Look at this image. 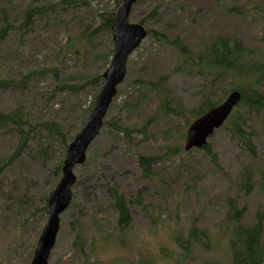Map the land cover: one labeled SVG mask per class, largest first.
I'll list each match as a JSON object with an SVG mask.
<instances>
[{"label":"rangeland","instance_id":"1","mask_svg":"<svg viewBox=\"0 0 264 264\" xmlns=\"http://www.w3.org/2000/svg\"><path fill=\"white\" fill-rule=\"evenodd\" d=\"M44 1V15L34 16L22 34L17 28L32 1L0 0V29L12 27L0 47V79L16 83L0 90V113L21 117L19 125L0 124V264H31L48 215L40 209L41 194L55 189L59 176L54 171L65 143L74 140L95 105L104 84L96 79L109 67L114 48L112 31L102 25L123 3ZM263 10L260 0H137L129 21H143L167 42L181 38L195 52L210 38H240L264 61ZM182 62L178 51L150 35L131 55L105 122L129 129L135 125L146 133L127 137L103 127L87 158L95 150L98 156L82 172L80 167L74 171L80 182L60 216L49 264H175L167 257L173 248L168 221L206 230L215 242L209 256L227 260L229 243L219 229L229 216V200L238 209L246 206L243 225L264 219V111L244 116L246 130L255 137L254 155L226 127L209 139L216 163L198 149L174 155V147L184 145L189 125L184 129L185 122L163 106L190 109L211 92L213 100L223 97V102L231 88L230 80L211 87L210 81L185 72L191 70L182 69ZM164 77L160 88L141 84ZM49 122L61 125L65 142L51 139L43 127ZM140 157L157 159L149 179ZM249 177L251 193L245 197L242 185ZM110 188L118 189L130 208L129 234L117 229Z\"/></svg>","mask_w":264,"mask_h":264},{"label":"trees","instance_id":"2","mask_svg":"<svg viewBox=\"0 0 264 264\" xmlns=\"http://www.w3.org/2000/svg\"><path fill=\"white\" fill-rule=\"evenodd\" d=\"M31 1L30 9H27L25 12L26 19L24 23L17 28V30L22 34H24L29 29L34 16L37 14L44 15V10L46 9V5L41 8V2L45 3L44 0ZM260 1L264 4V0ZM116 13L117 12L106 15V21L104 25H102V29L112 31V25L115 21ZM138 24L144 26L143 21H140ZM11 29L12 27L8 25H5V27L0 29V47ZM147 33L150 36L159 37L161 40H164L171 48L178 51L183 58L181 68L191 70L185 72L194 75L197 74L199 77L205 79L207 83L210 81L211 87L221 83L224 80L231 81V88L227 94H229L231 91L237 90L242 94V100L224 127L230 130L233 140L240 147L254 155L256 144L255 137L252 132L246 130L244 116L246 114H256L264 111V61L259 55V51L257 49L245 47L240 38L218 36L203 42L198 51L195 52L190 47H188L181 40V38H176L167 42L166 36L159 33L158 31L147 30ZM20 44H22L21 38ZM102 79L103 76L100 75L96 80L101 81ZM164 81L165 77L159 79L157 82H141V84L146 87H150V89L160 88L159 86ZM15 84L16 83L14 81L0 79V90L10 89L15 86ZM146 93L149 94V88L147 89ZM142 97L144 99L143 102H145L147 96L145 95ZM212 97L213 92H211L206 97H202L201 95L194 107L190 109L183 106L170 109L168 104H165L163 108L167 113H170L183 120L185 122L184 129H186V126H188L193 120L199 118L201 115L216 107L223 100V97L218 100H213ZM138 103L139 101H137V104ZM20 121V116L14 117L12 113H0V124L14 123L19 125ZM106 125H109L115 131L124 133L127 137L132 132L138 131L141 133H146L144 129H139L135 125L132 127V129H129L125 126H120L117 123L105 122L104 126ZM43 127L49 132L51 139L62 140L65 142L66 135L61 132V125L59 123L49 122L43 124ZM184 129H180L179 127L177 132L183 135ZM20 131L21 134L24 135L23 131ZM26 138V136H23L24 140ZM69 144L70 143H65V150L54 171V173L59 176V179L61 177V172ZM174 148L176 150L174 155L178 156L186 152L181 144H178ZM200 150L204 151L210 157L213 163H216V153L211 150L209 143L206 147ZM90 154L92 159L87 158L86 162L80 166L81 172L85 170L88 164L94 161V158L98 156L97 150L92 151ZM156 160L157 159L155 157L139 158V165L143 169L144 178L149 179L151 177L152 166ZM250 181L251 178L249 177L242 185V190L245 191V197L249 196L251 193V186L249 185ZM79 182L80 179L78 180V184ZM52 192L53 190L47 193H42L39 201L40 209L47 213L48 200ZM108 193L112 200L113 209L117 214L116 224L119 233L123 235L126 233L129 234L131 229L130 208L126 204L124 197L120 195L118 189L110 188ZM228 211L229 216L219 229L221 236L225 237L229 243L230 257L227 260L219 261L217 258H211L209 256L215 249V242L209 236L206 230H200V228L194 224H181L179 221H176L174 224L170 223L169 221L167 223V226H169L168 235L173 244L172 250L167 253L168 259H170L175 264H264L263 217H258L253 225L245 226L242 224V219L246 213V206L238 209L236 202L229 200ZM80 237L81 234H79L77 238L79 239ZM138 264L146 263L142 262L141 260V262Z\"/></svg>","mask_w":264,"mask_h":264},{"label":"water","instance_id":"3","mask_svg":"<svg viewBox=\"0 0 264 264\" xmlns=\"http://www.w3.org/2000/svg\"><path fill=\"white\" fill-rule=\"evenodd\" d=\"M136 1L123 0L117 12L112 25L113 56L103 74V87L96 96L94 108L86 124L68 147L62 176L49 198L47 222L35 247L31 264H49L60 231V216L72 202V189L77 182L74 170L86 162L88 149L100 135L106 115L117 95V89L127 76L128 60L147 37V31L142 25L129 21ZM241 100L242 94L237 90L232 91L222 104L195 119L188 127L184 150L189 152L204 148L215 131L224 126Z\"/></svg>","mask_w":264,"mask_h":264}]
</instances>
